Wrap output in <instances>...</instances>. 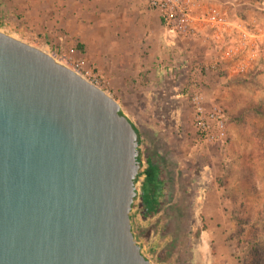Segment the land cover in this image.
Masks as SVG:
<instances>
[{"label":"rangeland","instance_id":"1","mask_svg":"<svg viewBox=\"0 0 264 264\" xmlns=\"http://www.w3.org/2000/svg\"><path fill=\"white\" fill-rule=\"evenodd\" d=\"M215 1L232 17L264 24V0ZM0 30L66 54L82 64L84 73L96 75L101 88L121 103L141 131L144 156L153 132L168 147L182 149L181 161L193 167L185 192L194 199L185 242L212 240L215 264L230 256L237 264H249L251 246L264 250L257 240L246 243L251 233L264 237V213H259L264 210V42L243 72L228 64L198 72L208 60V49L178 36L174 52L179 62L187 59L186 65L160 82L157 65L169 62L172 51L165 44L169 32L150 0H0ZM193 81L209 101L225 108L226 131L218 140H202L194 127L185 88ZM164 83L172 88L163 90ZM207 196L212 197L214 218L204 214L210 210L203 203ZM216 225L219 233L208 231L216 232ZM136 239L141 246H151Z\"/></svg>","mask_w":264,"mask_h":264},{"label":"water","instance_id":"2","mask_svg":"<svg viewBox=\"0 0 264 264\" xmlns=\"http://www.w3.org/2000/svg\"><path fill=\"white\" fill-rule=\"evenodd\" d=\"M140 139L115 97L0 30V264H153L131 217Z\"/></svg>","mask_w":264,"mask_h":264},{"label":"built area","instance_id":"3","mask_svg":"<svg viewBox=\"0 0 264 264\" xmlns=\"http://www.w3.org/2000/svg\"><path fill=\"white\" fill-rule=\"evenodd\" d=\"M150 7L157 10L168 32L175 37H184L198 42L209 51L208 60L196 71H216L226 65L236 73L247 70L257 58L258 49L264 42V24L249 22L242 17H232L215 0H150ZM49 53L59 62L76 70L90 82L100 86L96 75L84 73L82 64L73 61L68 55ZM187 59L167 71V76L176 75L185 67ZM186 95L193 107L194 127L204 141H215L226 131V111L219 102H211L193 81L186 87ZM144 142H139L141 157V176L137 180L140 188L148 166L143 152ZM136 183V184H137ZM141 189L137 195L140 201ZM141 216L138 203L132 210ZM147 244V243H146ZM151 246H141L143 254L150 258Z\"/></svg>","mask_w":264,"mask_h":264},{"label":"crops","instance_id":"4","mask_svg":"<svg viewBox=\"0 0 264 264\" xmlns=\"http://www.w3.org/2000/svg\"><path fill=\"white\" fill-rule=\"evenodd\" d=\"M167 35L169 41H165V44L171 47L172 53L169 62L157 65L156 76L160 82L167 77L166 73L169 69L179 64L176 56L177 50L174 52L177 49L175 42L177 37L170 33ZM161 88L169 90L172 86L168 87L164 83ZM150 134L152 135L146 144L145 156L151 172L149 174L146 172L141 185L143 198L140 195L138 202L141 216L131 215L135 235L140 242L144 241L154 246L152 255L156 264H215L213 260L216 258H213L212 251L216 246L212 240L193 244L183 240L187 233L186 222L189 217V209L193 206L194 200L185 194L188 192L189 176H192L193 167L187 161H181L180 155L182 154L180 152L182 149L177 146L168 147L157 133ZM183 164L186 166L184 167ZM143 186L145 187L144 192ZM219 197L220 195L218 200ZM203 199V203H208L207 207L210 209L204 214L208 218H214L216 211L211 208L212 197L207 196ZM146 200L149 201L146 202ZM213 206L215 207V204ZM220 214L219 211V216ZM215 227L218 228L216 232L208 231L214 232V234L219 233L220 225ZM212 228L216 230V228ZM219 262L237 264L238 261L230 256L222 258Z\"/></svg>","mask_w":264,"mask_h":264},{"label":"trees","instance_id":"5","mask_svg":"<svg viewBox=\"0 0 264 264\" xmlns=\"http://www.w3.org/2000/svg\"><path fill=\"white\" fill-rule=\"evenodd\" d=\"M237 17H241V16L237 15ZM242 18H244V17H242ZM137 129H138V131H140L138 127H137ZM140 133H141V131H140ZM138 159H139V161H141V152H140ZM146 172H148V174H149V172H151L150 166H148V168H146ZM140 176H141V173H139V175L137 176L136 183H137V180L139 179ZM142 190H143V192L145 191L144 186H143ZM141 195L143 198V193ZM136 199H137V197H136ZM147 201H149V200H146V202ZM134 204H136V203H134ZM259 213L260 214L264 213V210H262ZM249 218H247V220ZM262 231L264 232V230H262ZM248 236L249 237L253 236V238H251V240L246 241V243L251 244V243H253L254 240H257L259 245H264V239H263L264 237L262 235L251 233ZM246 258L248 259L249 264H264V250L262 248H259V247L254 248L253 246H251V251H250V253H248V255H246Z\"/></svg>","mask_w":264,"mask_h":264},{"label":"bare ground","instance_id":"6","mask_svg":"<svg viewBox=\"0 0 264 264\" xmlns=\"http://www.w3.org/2000/svg\"><path fill=\"white\" fill-rule=\"evenodd\" d=\"M41 49H42V48H41ZM43 50H45V49H43ZM45 51L49 53V51H48V50H45Z\"/></svg>","mask_w":264,"mask_h":264}]
</instances>
